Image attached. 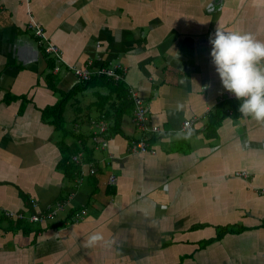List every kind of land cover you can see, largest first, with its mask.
I'll list each match as a JSON object with an SVG mask.
<instances>
[{
    "label": "crops",
    "instance_id": "1",
    "mask_svg": "<svg viewBox=\"0 0 264 264\" xmlns=\"http://www.w3.org/2000/svg\"><path fill=\"white\" fill-rule=\"evenodd\" d=\"M218 26L264 40V3L0 0V264H264V123L222 85L209 42ZM88 60L118 64L161 132L136 129L130 103L95 147L89 121L108 87H81L69 69ZM59 101L68 134L47 111ZM140 139L154 153L133 151ZM56 202L66 210L28 221ZM95 232L104 240L84 247Z\"/></svg>",
    "mask_w": 264,
    "mask_h": 264
},
{
    "label": "clouds",
    "instance_id": "2",
    "mask_svg": "<svg viewBox=\"0 0 264 264\" xmlns=\"http://www.w3.org/2000/svg\"><path fill=\"white\" fill-rule=\"evenodd\" d=\"M209 42L212 63L224 89L241 101L239 113L264 123V40L252 33L218 26ZM103 240V234L95 232L86 239L84 247L96 246Z\"/></svg>",
    "mask_w": 264,
    "mask_h": 264
},
{
    "label": "built area",
    "instance_id": "3",
    "mask_svg": "<svg viewBox=\"0 0 264 264\" xmlns=\"http://www.w3.org/2000/svg\"><path fill=\"white\" fill-rule=\"evenodd\" d=\"M29 26L32 28L33 33L36 37H38L40 40H45V45L43 46V51L45 54L52 56L55 60L61 59V54L54 44H52L50 41L46 40V37L44 33L42 32L41 28L38 26V24L29 17ZM96 47H98V44H96ZM92 63L91 60H88L87 63L83 66H76V65H69V69L71 72L81 81H87L91 77H98V76H106L108 78H112L113 80H119L121 78L119 72V65L118 64H112L109 66H103L99 65L95 68H92L90 64ZM54 70H57V67H54ZM128 99L133 105L132 108V120L134 123V127L136 129L141 130L142 132H153V133H159L161 132V129L158 128L155 125L147 126V109L144 105L142 98L139 96L136 90L130 89L128 90L127 94ZM229 97L235 98V96L230 93ZM89 127L91 129V142L95 147L98 148H104L107 144V139L105 137L106 129H107V122L103 118H94L89 121ZM192 128V120L190 118L184 119L181 122L180 127L178 128V132L185 133L189 132ZM131 149L137 150L139 152H145L148 151L149 153H154V150H150L146 148V143L143 139L137 140L136 142L132 143ZM81 158L80 152H76L72 155L71 159L75 163L79 162ZM94 168L90 167L87 170V173H94ZM85 173L82 172L81 175H84ZM237 175H243L245 176L244 172H236ZM80 178V177H79ZM114 176L112 174L108 175V182L110 184L114 183ZM33 207H36V204L34 202L31 203ZM66 210L64 209V204L61 202H56L52 205L51 208H49L45 213L39 214V213H31L27 216L28 221L30 222H40L44 221L46 219H53L58 211ZM85 215V210L83 208H80L78 210H75L70 215V221L75 222L79 219H81ZM22 217V216H21Z\"/></svg>",
    "mask_w": 264,
    "mask_h": 264
},
{
    "label": "trees",
    "instance_id": "4",
    "mask_svg": "<svg viewBox=\"0 0 264 264\" xmlns=\"http://www.w3.org/2000/svg\"><path fill=\"white\" fill-rule=\"evenodd\" d=\"M52 61L54 60V58H51ZM55 61V60H54ZM92 82H96V83H100L101 85H103L104 83H108L111 82L112 83V87H108V90L106 92V94L101 95L102 100L99 104L94 105L95 106V113H96V118H103L104 120H106L107 122H109V126L106 129V133L107 135H109L108 133L110 132H117V130H119V128L116 126L117 120H118V116L121 113V109L127 108L129 107L130 103L129 99L127 97V90L124 87L123 83L118 82L117 80H113L112 78H108L106 76H98V77H91L89 80L87 81H79V86L81 87H88ZM93 84V83H92ZM110 88V89H109ZM74 91L71 90L70 92H68L66 95H71ZM227 102V101H226ZM225 102V103H226ZM60 101L55 104L54 107H50L47 108V111L50 110V112L53 114V123H56L58 125V129L62 130L64 133H69L65 132V128L62 127V124L60 125V123H62V120H60V116H61V111H60ZM220 109L223 108V105H221L220 107H218ZM225 111V110H224ZM109 131V132H108ZM63 169H64V174L67 173H73L75 171V164L73 163V166H71L70 163H67V161H62L60 164ZM74 167V168H72ZM69 168V169H67ZM66 170V171H65Z\"/></svg>",
    "mask_w": 264,
    "mask_h": 264
},
{
    "label": "rangeland",
    "instance_id": "5",
    "mask_svg": "<svg viewBox=\"0 0 264 264\" xmlns=\"http://www.w3.org/2000/svg\"><path fill=\"white\" fill-rule=\"evenodd\" d=\"M103 86H105V88H107V87H112V83H111V82H108V83H106V84L104 83ZM109 89H110V88H109ZM61 124H62V126L65 128V126H64V122H62Z\"/></svg>",
    "mask_w": 264,
    "mask_h": 264
}]
</instances>
